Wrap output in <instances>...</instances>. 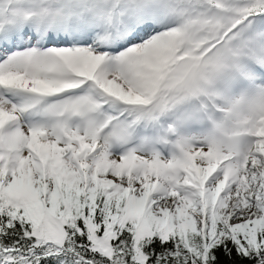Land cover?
I'll list each match as a JSON object with an SVG mask.
<instances>
[{"label": "snow or ice", "instance_id": "1", "mask_svg": "<svg viewBox=\"0 0 264 264\" xmlns=\"http://www.w3.org/2000/svg\"><path fill=\"white\" fill-rule=\"evenodd\" d=\"M0 264H264V0H0Z\"/></svg>", "mask_w": 264, "mask_h": 264}]
</instances>
